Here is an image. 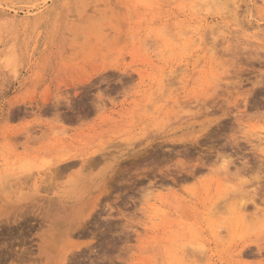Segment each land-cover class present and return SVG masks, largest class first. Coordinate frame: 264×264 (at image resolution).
<instances>
[{"label":"rangeland","instance_id":"374dc122","mask_svg":"<svg viewBox=\"0 0 264 264\" xmlns=\"http://www.w3.org/2000/svg\"><path fill=\"white\" fill-rule=\"evenodd\" d=\"M262 178L264 0H0V264H264Z\"/></svg>","mask_w":264,"mask_h":264},{"label":"bare ground","instance_id":"6f19581e","mask_svg":"<svg viewBox=\"0 0 264 264\" xmlns=\"http://www.w3.org/2000/svg\"><path fill=\"white\" fill-rule=\"evenodd\" d=\"M96 109H97V108H96ZM207 109H208V108H207ZM184 143H185V142H184ZM184 143H183V144H184ZM165 145H166V144H165ZM193 145H194V144H193ZM238 147H240V146H238ZM231 149H232V148H231ZM240 151H241V150H240ZM234 153H235V152H234ZM94 157H95V156H94ZM229 162H230V161H229ZM242 163H243V162H242ZM240 164H241V163H240ZM245 164H246V163H245ZM245 164H244V165H245ZM85 165H86V164H85ZM241 169H242V168H241ZM243 169H244V168H243ZM244 170H245V169H244ZM57 171H58V169H57ZM190 173H192V172H190ZM185 176H186V175H185ZM178 177H179V176H178ZM189 177H190V174H189ZM178 179H179V178H178ZM186 179H187V178H186ZM216 179H217V178H216ZM262 179H263V178H262ZM263 180H264V179H263ZM258 184H259V183H258ZM260 184H262V183H260ZM258 188H259V187H258ZM260 188H261V187H260ZM263 188H264V187H263ZM258 190H259V189H258ZM258 193H259V192H258ZM222 194H223V193H222ZM259 199H260V198H259ZM252 201H253V200H252ZM263 201H264V200H263ZM254 202H255V201H254ZM246 205H247V204H246ZM253 206H255V205L253 204ZM256 208H257L256 210H259V211H260L258 205L256 206ZM241 209H242V208H241ZM245 209H247V207L244 208V210H245ZM259 211H258V212H259ZM238 212H239V211H238ZM241 212H243V211H241ZM244 212H245V211H244ZM258 212L255 211V213H258ZM253 213H254V212H253ZM253 213H252V214H253ZM255 213H254V214H255ZM261 213H262V212H261ZM239 214H241V213H239ZM262 214H263V213H262ZM242 215H243V213L241 214V216H242ZM237 216H238V215H237ZM241 216H238V217H241ZM255 216H256V215H255ZM257 216H258V215H257ZM244 217L248 218V217L246 216V214L244 215ZM244 217H243V219L245 220L246 218H244ZM249 217H250V215H249ZM251 217H252V216H251ZM241 218H242V217H241ZM241 218H240V219H241ZM243 223H244V222H243ZM259 241H260V240H259ZM257 242H258V241H257ZM263 244H264V242H263ZM256 246H257V245H256ZM259 246H260V245H259ZM257 247H258V246H257ZM260 247H262V249L264 248L263 246H260ZM260 247H258V248H260ZM260 251H261V250H260Z\"/></svg>","mask_w":264,"mask_h":264}]
</instances>
